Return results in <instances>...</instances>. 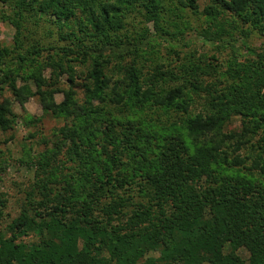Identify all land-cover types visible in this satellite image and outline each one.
Returning a JSON list of instances; mask_svg holds the SVG:
<instances>
[{
	"label": "trees",
	"instance_id": "1",
	"mask_svg": "<svg viewBox=\"0 0 264 264\" xmlns=\"http://www.w3.org/2000/svg\"><path fill=\"white\" fill-rule=\"evenodd\" d=\"M9 1L50 15L77 44L63 48L67 59L52 64L55 82L32 75L36 92L17 86L18 69L2 71L0 82L11 86L14 102L24 106L39 95L46 113L71 122L61 132L70 140L72 164L60 158L62 143L41 155L38 180L28 192L30 197L37 189L41 201L0 233V264H264V177L245 174L246 160L238 154L261 132L249 171L264 175V50L247 42L255 33L264 37V0H205L203 7L200 0H178L208 18L205 45H228L227 37L237 35L243 44L234 55L242 48L248 55L229 67L232 84L203 89L207 108L197 114L186 89L198 90V59L181 72L162 63L144 71L122 61L116 65L125 72L122 78L106 72L112 56L125 52L118 49L126 5L158 26L166 0H0ZM8 54L0 48V71ZM68 55L91 61L83 103L73 89L63 91L61 103L55 99L60 73L71 84L79 79ZM14 102L0 101V134L17 124ZM172 113L180 122L171 120ZM235 115L243 130L227 134ZM6 202L0 194L1 210ZM32 234L38 240L26 242Z\"/></svg>",
	"mask_w": 264,
	"mask_h": 264
},
{
	"label": "rangeland",
	"instance_id": "2",
	"mask_svg": "<svg viewBox=\"0 0 264 264\" xmlns=\"http://www.w3.org/2000/svg\"><path fill=\"white\" fill-rule=\"evenodd\" d=\"M19 3V2H18ZM205 0H200L199 5L203 7ZM22 10V11H21ZM17 14V15H16ZM140 12V9L126 5L124 8V22L126 30L122 31V46L118 52L123 53V57H113L112 63L106 65V72L113 79L122 78L124 70H118L116 65L136 66L143 68L144 71L153 69L155 63H162L166 69L181 72V68L190 62L202 65L201 70L197 71L198 90L189 86L186 91L195 98L192 113L205 112L207 108V93L203 89L207 86L215 85L216 89L227 87L234 82L229 67L237 62H245L248 55L242 48L240 53L234 55L236 47L242 46L241 36L235 38L227 37L230 40L228 45L216 43V45H205L201 41V36L207 31L209 24L208 18L202 13H195L191 9H183L178 0H166L165 8L160 13L159 25L148 21ZM20 26L19 33L15 24ZM17 34L19 36L17 37ZM65 31L59 29L50 15H40L29 8L23 9L14 1L7 3L0 2V48L9 50V54L3 58L0 80L8 68L18 69L20 76L16 81L18 87L28 86L32 92L37 91L36 83L32 77L35 73L43 75L48 82H55L54 68L52 64L64 56L63 48L75 50L77 41L65 37ZM223 40H226L223 37ZM248 45L258 51L264 50V37L258 33L252 34L247 39ZM111 49L105 51L109 54ZM196 52V55H195ZM20 57L25 58L22 61ZM196 57V58H195ZM72 60L71 64L75 67L78 81L71 84L65 73H60L57 88L61 92L55 95L57 103L64 100L63 91L73 89L75 99L80 103L85 100V90L82 86L83 78L89 68L91 61L81 63V59L68 55ZM152 71V70H151ZM234 73V72H233ZM1 83V82H0ZM3 94L0 101L4 98L15 100V96L8 82L1 83ZM13 111L18 116L17 124L14 129L1 132L0 144V194L6 199V206L2 208L3 216L0 217V233L4 232L22 211L28 210L34 213V207L41 201V194L36 189L32 196H28L31 188L38 180V161L45 151L54 147L55 143H62L64 151L61 160L69 158L68 147L70 140L66 134L62 135L61 130L66 123H71L64 118H57L51 113L43 110L40 96H33L27 100L24 106L17 101L13 103ZM176 113H172V121L180 122ZM163 119H166L165 117ZM243 130L241 116L235 117L227 124L224 132L227 134H239ZM260 132L255 137L250 138L249 144L238 154L246 160V168L242 171L258 178L264 175L258 171H249L252 158L259 152L258 144L262 138ZM237 154V153H236ZM234 154V155H236ZM68 167L72 163L66 161ZM68 164V165H67ZM69 172V171H68ZM32 198V203H31ZM33 208H32V206ZM33 209V210H31ZM39 213L46 215L43 207H38ZM28 241L38 240L35 235L24 239ZM239 254L244 259H248L249 254L242 249ZM105 255L109 256L108 253ZM158 256L157 254H152Z\"/></svg>",
	"mask_w": 264,
	"mask_h": 264
}]
</instances>
